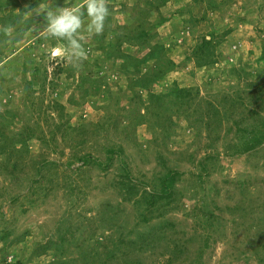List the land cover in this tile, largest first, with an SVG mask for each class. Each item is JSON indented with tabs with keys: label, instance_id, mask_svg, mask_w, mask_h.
<instances>
[{
	"label": "rangeland",
	"instance_id": "obj_1",
	"mask_svg": "<svg viewBox=\"0 0 264 264\" xmlns=\"http://www.w3.org/2000/svg\"><path fill=\"white\" fill-rule=\"evenodd\" d=\"M41 2L82 0H0V130L23 138L0 156V264H264V143L238 153L264 123V0H106L113 32L85 34L79 67L40 35Z\"/></svg>",
	"mask_w": 264,
	"mask_h": 264
},
{
	"label": "trees",
	"instance_id": "obj_2",
	"mask_svg": "<svg viewBox=\"0 0 264 264\" xmlns=\"http://www.w3.org/2000/svg\"><path fill=\"white\" fill-rule=\"evenodd\" d=\"M228 1L232 2L234 0H228ZM164 22L165 21L162 19L159 22V25H161ZM111 23L108 22V19H107V26H106L105 31H104L105 34L107 33L109 35V33L113 32ZM145 34L146 33H140L139 37H143V36H145ZM203 43H204V46H209V45H211L212 41H211V39H208L206 37L203 40ZM100 48L102 49V46ZM200 54L203 55V53H201V52H200ZM154 58H157V56L154 55ZM128 59H130V58H128ZM145 62H147V61L145 60ZM211 65H213V63H211ZM157 68H159V67H157ZM56 71H55L54 77H58V74H57ZM35 72L38 73L39 69H36ZM166 72L164 73V71H163V73H162V71L160 69H155L154 70V74H151V73L144 74L143 77L140 80H138L139 84H141L142 87L149 88L152 83H160L161 80H163L165 78ZM46 75H47V73H46ZM94 83H96V80H95ZM250 88H253V86H250ZM260 91L261 92H258V94H256V97H255L256 101H259L260 97L264 98L262 90H260ZM184 92L178 91V88H175V90L173 92L174 95L171 96V97L178 98V99L184 98L183 101L188 104V102L190 100V97L183 95ZM240 99L242 100V98H240ZM241 100H235L234 103L236 105L238 103L243 104V102ZM252 114L254 115V117L252 119L253 124L255 123L256 125L254 127H252V129L249 131V133H250L249 135H251V134L254 135L255 134L256 136H253L252 138H250V136H247V137L245 136L244 137L245 138L244 141L246 142V144L244 143V145H243L244 151H238V153H240V152H245V153L252 152V151H254V149L256 147H258V146H260V145H262L264 143V131L261 130V127H264V123L263 124H259L260 119H257V117L259 115L257 113V111L254 110L252 112ZM246 121H248V120H246ZM5 136H6L5 133L2 130H0V156L7 155V158L11 159L12 157L9 156V155L13 154L15 149H17V147L20 146L23 143V138H22V136H19L20 138H18V139L15 138V139L12 140V139H8ZM241 150H242V148H241ZM110 154H111V156H110V159H109V163L104 164V166H102V169L105 168L106 166H108V164L110 165L113 162V156L112 155L114 154V150H110ZM90 159L91 158L89 156H84L83 158H81L82 162H84V163H87V162L89 163ZM1 165L3 166V163ZM42 167L43 166L40 165L39 168H38V173L39 174L42 173ZM44 167H45V165H44ZM5 168H8V167H5ZM176 176H177V173L169 172L167 174V176L165 178H163L162 181H161L162 182V188H161L162 190H161V192L159 194L157 192H153V193L152 192H147L148 197L144 198V197L141 196L140 200H138L137 202H134L136 204L137 211L139 212V216L141 217V220L143 222H147L148 220H147L146 216L141 213V207L139 208V204H144V206H146V203H147V207L146 208H151V207H154L159 202V200H161V201L162 200H170L171 197H172V193H173L172 189H173L174 184H175ZM124 179H125V181H122L120 185H122L123 188H125V191L126 192L127 191L128 192L134 191V193L136 195H139L140 194L139 190L136 191L138 189V187L135 185V181L132 180V177L129 175V173L126 172V175H124ZM144 193H145V191L143 192V195H144ZM18 198H19V196L14 197L13 201H17ZM3 217L4 216L1 215V213H0V223H2V221L4 220ZM152 233H154V231L150 230V231L147 232V234L145 236H143V238L140 239V245L141 246L142 245L144 247L145 246H150V243L152 242L150 234H152ZM9 235H10V233L6 232V230H5V231H3L2 235L0 236V239H2L3 241L8 240ZM124 241H126V240H124L122 238L121 241H120L121 244H123ZM59 251L63 255L67 250L63 246H61ZM112 255L113 254H111L110 256H112ZM62 263L67 264L68 262L64 261Z\"/></svg>",
	"mask_w": 264,
	"mask_h": 264
},
{
	"label": "clouds",
	"instance_id": "obj_3",
	"mask_svg": "<svg viewBox=\"0 0 264 264\" xmlns=\"http://www.w3.org/2000/svg\"><path fill=\"white\" fill-rule=\"evenodd\" d=\"M35 11L46 20V26L39 30L42 38L66 42V59L73 67H79L87 58L85 34L102 35L111 15L106 0H82L81 3L56 8H49L41 2ZM56 51L58 53L59 49Z\"/></svg>",
	"mask_w": 264,
	"mask_h": 264
}]
</instances>
